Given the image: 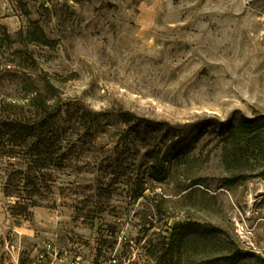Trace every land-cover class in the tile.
Listing matches in <instances>:
<instances>
[{"label": "rangeland", "instance_id": "obj_1", "mask_svg": "<svg viewBox=\"0 0 264 264\" xmlns=\"http://www.w3.org/2000/svg\"><path fill=\"white\" fill-rule=\"evenodd\" d=\"M37 93L74 148L0 152V264H264V123L231 137L264 119V0H0V120ZM120 109L175 136L124 141Z\"/></svg>", "mask_w": 264, "mask_h": 264}, {"label": "trees", "instance_id": "obj_2", "mask_svg": "<svg viewBox=\"0 0 264 264\" xmlns=\"http://www.w3.org/2000/svg\"><path fill=\"white\" fill-rule=\"evenodd\" d=\"M30 41H37L40 43H47L46 37L42 30L36 28V31L28 33ZM32 105L38 111L37 118L30 120L29 118H19L15 120H0V152L4 151L7 154H14L19 150H27L30 154L34 151H43L46 155L49 153V158L56 152V149L74 148L73 142L69 138L61 136L57 120V114L48 111L46 100L41 99L37 94L31 99ZM82 109V116L89 128H92L96 123L97 118L101 115H105L99 112H93L88 110L84 106H80ZM116 116L120 118L122 124L125 126L123 131L124 141H130V139H136L142 142H149L151 139L157 138V135H161V139L166 141L175 136V132L171 131V128L162 122H155L149 119L140 118L132 112L117 110ZM264 119L259 117L247 118L242 117L238 120L236 126L231 128V137L237 142L234 148L242 147V144H249L255 141L257 135L262 129ZM248 140H250L248 142ZM66 144L64 146L63 144ZM18 150V151H16ZM53 165H55L53 163ZM17 192H10L4 189L3 193L7 197L19 198V194L24 188H17ZM170 242V239L168 240Z\"/></svg>", "mask_w": 264, "mask_h": 264}, {"label": "built area", "instance_id": "obj_3", "mask_svg": "<svg viewBox=\"0 0 264 264\" xmlns=\"http://www.w3.org/2000/svg\"><path fill=\"white\" fill-rule=\"evenodd\" d=\"M41 249L43 253L42 257L47 254L53 260L57 261V264H83L80 256H71V252L67 249L56 250L49 242H42ZM109 263L116 264V260H112Z\"/></svg>", "mask_w": 264, "mask_h": 264}]
</instances>
